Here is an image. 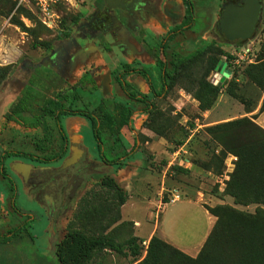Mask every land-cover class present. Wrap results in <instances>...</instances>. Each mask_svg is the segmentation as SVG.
I'll return each instance as SVG.
<instances>
[{
	"label": "rangeland",
	"instance_id": "374dc122",
	"mask_svg": "<svg viewBox=\"0 0 264 264\" xmlns=\"http://www.w3.org/2000/svg\"><path fill=\"white\" fill-rule=\"evenodd\" d=\"M46 1L47 4L42 5L38 0H0V161L7 152L39 156L58 152L62 140L53 115L61 107L89 109L96 105L71 86L81 74L88 73L95 62L87 60L72 72L64 67L53 75L49 74L48 64L44 61L57 52L64 35L74 32L78 21L93 14L98 0ZM193 3L196 14L194 30L201 26L205 7L212 4L214 19L204 18L201 33L208 43L217 38L220 44L206 56L191 61L164 96L152 95L148 116L147 113L135 114L140 111L139 106L145 109V105L133 108L131 101L122 98L114 80L125 69L123 66L109 59L108 79L105 81L103 73L98 78L100 85L104 82L106 95L113 94L129 107V110L119 107L110 116L106 114L105 107L95 113L100 122L103 152L109 161L116 160L117 164H106L100 159L92 125L87 119L74 123L72 129L76 124L79 131V136L74 139L76 149L84 153L79 163L62 176V185L74 175L82 182L78 181L76 195L65 206L60 198L55 199L49 194L45 196L43 206L32 196L43 186L31 192L26 182L30 175L37 177L42 174L46 177L59 168L68 156L51 164L33 162L22 156L5 160L8 175L15 183L16 199L14 201L12 183L3 177L0 169V242L6 239L0 244V264H57L55 243L68 228L88 235L109 234L121 241L132 235L146 240L149 233L158 228V237L193 244L205 230L204 210L184 198L198 201L208 208L219 218L218 225L198 261L170 259L167 264H264V179L255 177L235 154L236 147L252 133L254 136L250 139L255 144L246 148L245 152L249 153L248 157L259 160L256 152L261 147L264 149V133L260 131L264 129L247 116V107L239 99L231 97L227 88L230 82L235 83L237 94L251 102L252 109L256 102L260 103L264 92L262 94L249 77L247 62L235 70V76L232 73L226 79L218 94H210L203 85L212 57L231 61L228 59L230 54L238 53L242 46H250L256 53L255 65L263 61L264 7L257 30L249 41L225 45L216 28L223 0H193ZM262 3L264 6V0ZM211 27H215L214 37L206 31ZM151 32L159 34L155 29ZM196 34L186 32L184 35L191 47L197 45ZM181 40L183 37L167 47L169 62L165 63L170 73H174L175 64L180 59L192 54L189 52L193 50L186 53L185 44L180 46ZM113 53L118 55L119 63L134 67L138 64L154 80L153 64L146 54L131 57L126 53L120 56L117 50ZM142 78L137 76L136 81H132V76H129L126 79L133 85L136 82L142 84ZM215 80V72L210 73L207 81ZM31 81L42 90L32 107L35 113L44 114L45 130L29 128L10 120L13 107L23 97V89ZM10 82H15L17 86L10 87V94H7ZM167 83L170 84V80ZM156 87L160 90L158 81ZM129 111L128 126H122ZM73 117L79 116L61 117L63 128H67L69 118ZM242 117H247L260 130L251 125L230 130L212 129ZM47 132L52 134L53 142L43 151L42 142ZM82 139L85 148L78 146ZM228 148L232 150L228 151ZM18 163L29 165L30 171L21 165H17L19 170L13 169V165ZM240 164L239 177L232 182L231 178L238 173ZM22 171L25 176L28 174L24 180L21 179ZM102 174L113 176L124 185L128 197L123 207L118 206L114 191L99 185L98 177ZM175 196L182 199L170 203ZM14 202L22 212L34 215L35 221L29 225L31 234L7 240L11 231L19 226L16 222L24 221L14 212ZM256 213L258 215L254 217ZM109 260L110 257L107 262ZM96 263L98 257L91 264Z\"/></svg>",
	"mask_w": 264,
	"mask_h": 264
},
{
	"label": "flooded vegetation",
	"instance_id": "af4514ba",
	"mask_svg": "<svg viewBox=\"0 0 264 264\" xmlns=\"http://www.w3.org/2000/svg\"><path fill=\"white\" fill-rule=\"evenodd\" d=\"M240 2L241 0H223V3L221 5V13H220V17L217 22L216 28L218 30L219 35L224 39L225 45L233 44V43L228 42L225 35L222 34L218 28L221 14L224 11V6L228 4H239ZM261 3H262V0H261ZM170 6H172V8H170ZM263 7L264 6L262 3V12H263ZM93 8H94L93 14H91L85 20L78 21L74 32L64 35L63 39L60 41V48L57 50V52L51 57H48L47 59H45L44 61L46 64H48L49 74H53V75H55V73L58 72L59 70H62L64 67L69 68L68 69L69 72L70 71L72 72L75 68H77V65H82L87 60H90V62H93V63L95 62L94 65H92V68L88 71V73L87 71H85L84 74H81V76H79V78H77L75 82L71 84V86H72V89H74L76 92L80 90L82 95L85 94L86 96H88L89 100H93V102H96V105H94L93 107L89 109L61 107L57 111L56 114H60L62 111L68 112L62 115L61 117L79 116V117L69 118L67 122V128L66 127L63 128V125L61 123V117H60L59 124L61 125V132H60V128L57 125V122L55 119L56 114L53 115L56 126L59 129L61 140H62L61 147L62 145L66 147V153L62 158L56 161L47 163V164L57 162L66 156H68L67 158H69L74 155L77 157V162L71 167H69L68 169L62 172H58L57 169H59L61 167L60 166L54 171L49 172V174L46 177L43 176L42 174H40L37 177H34V175L33 176L30 175L26 183L29 186L28 189L31 190V192H33L34 190H38L40 187L43 186L35 194V196L32 195L33 197H36L41 202V204H43V206L45 205L44 200L47 194L51 195L52 197L54 195L55 199L60 198L61 204L65 206L67 203L71 202L72 198L76 195V190L78 191L79 189L76 186V184H78L79 182H82V179H79L74 175L70 177L64 185H62L63 184L62 176L67 174V172L72 167L76 166L79 163L81 156L84 153V151L78 148L76 149V144H75L74 139L76 136H79L78 134L79 131L77 130L76 124L73 129H72V125L76 122L82 123L87 119L92 125L93 137L97 145V148L99 145L97 139L94 136L93 122L89 117L85 115H80V114L79 115H67V114H72L71 112L73 111L89 112L94 118L97 119L99 123V130H100V122L95 113L101 107H105L106 114L109 113L110 115L117 111L114 109V107H117L116 109H118L119 107H121L119 103L123 104V100L120 99L121 100L120 101L113 94L106 95L104 93V88H103L104 82H102V85H100L98 81V78L102 76L101 73H103L105 81L108 79L107 60L109 59L113 60V62H116L117 65H121L125 68L123 72L118 73L116 79L114 80V82L118 86L119 91L123 95L122 98L131 101L132 102L131 106H133V108L137 107V105H145V109L144 107H140V106L138 108H140V111L142 110L141 113H147V116H148L149 109L151 107L147 109V106L145 103L130 98L129 93H134L137 96L145 95L148 97L150 102H151L152 95H155L156 97H161V96H157L156 92L160 93L162 91V88L164 87L165 84H167V80H168V78H166L164 82L162 78L166 72L170 73L165 63V62H169V59L166 58L168 55L167 47L169 45L173 46L174 44H176V40L179 39V37H183V40H181L179 44L180 46L185 44L184 50H186V53H188L190 50H192V48L189 47V50H188V48L186 47L189 41L187 40V38L184 37L185 33L186 32L197 33L198 31L201 32L202 27H204V23H203L204 18H206L207 20L209 18L214 19L213 16L215 14L214 13L215 9L213 8L212 4L210 7H205L206 10L203 13V18L201 20V26L198 30H194L195 23H196V14H195L193 0H179V1L178 0H98L97 5L94 6ZM191 10H192V15H193V23L189 24L188 21L190 18ZM261 16H262V13H261ZM166 20H169V21L166 22ZM259 23L260 21L258 22L256 26V30H257ZM153 29L158 30L159 34L157 35L152 34L151 31ZM256 30L254 31V33L256 32ZM206 31L208 35H212V37L215 36V27L214 28L211 27L210 30L208 29ZM171 37L173 38L170 39ZM214 41H217L219 43L217 38H214L212 43ZM236 42H245V41L238 40ZM206 44H210V43H208L207 39L205 38L204 44L200 46H205ZM200 46H198L197 49L200 48ZM126 48H128L127 53L125 51ZM116 50L120 54V56L126 53L129 56L133 57L132 56L133 50L136 51L134 56L136 54L139 55L140 53L146 54L151 59V63L153 64L154 80H152V77L149 75L147 70H145L144 68H141L140 66H138V64L136 67H134L131 64L130 65L125 64L123 62L119 63L118 58H117L118 55L113 53ZM194 52L195 51L193 49V51L189 53L193 54ZM95 54H101L102 58L101 59L98 58L95 60L93 58L92 60V57ZM68 55L70 56L68 57L66 61L65 59ZM129 76H132V81H136L137 76H142L143 78L140 80L142 81V84H138V82H136V84L134 83L132 85L126 79ZM81 79H85V81H87L88 89H84L82 87H75V84ZM110 79L112 80V78ZM155 79H157V81L159 82L160 90H158L156 87L157 81ZM34 81H31L27 86L33 83L36 87L37 85L36 83H34ZM121 81L127 84L128 92H126L124 88L122 87ZM41 87H44V86H41ZM25 88L23 89V93H24ZM37 90L42 92L41 88ZM107 99L116 102V105L106 104L105 100ZM36 100H34L33 102H35ZM64 101L67 102V100H64ZM33 102H32V105H33ZM123 105L126 106L125 104ZM121 108H124V107H121ZM32 110H33V107H32ZM141 113H137V114H141ZM124 126H128V124ZM82 141L83 139L80 140V142L78 143L79 147H84L82 144ZM52 142H53V137H52ZM102 143H103V150H104V142L102 141ZM98 152H99V148H98ZM49 155H53V154H49ZM15 158H18V157H15ZM23 158L27 160H31L33 162H38L30 158H26V157H23ZM66 159H64V161ZM100 159L103 162H105V160L102 158V155ZM107 161L110 162L108 159ZM108 162H105V163L107 164ZM115 162L117 161L115 160ZM41 164H44V163H41ZM102 175H107V174H102ZM27 176L28 174L25 176V174L23 173V177L21 179L24 180L26 179ZM52 180H57V182L53 183ZM13 184L15 186L14 182ZM50 186H54V188L51 189ZM41 191L43 192L40 193ZM12 193H13V198L15 201L16 199L15 191ZM13 206H14V212L18 214L20 218L21 217L24 218V221L22 223H20L19 221L16 222L17 226L18 225L19 226L16 227L13 231H11L10 233L11 236L7 237V240H11L13 237H23V234H31L29 230L30 228L29 225L30 223H33L35 221L34 215L22 212V210H20L16 206L15 202L13 203ZM27 217H29V219H27ZM25 222H27L28 231L26 230L23 234H21L18 231V229L22 227V225ZM68 229H66L62 233L61 237L57 240V242L62 239V237L64 236V234L66 233ZM5 241L6 239L3 242H0V244H3Z\"/></svg>",
	"mask_w": 264,
	"mask_h": 264
},
{
	"label": "trees",
	"instance_id": "16d2710c",
	"mask_svg": "<svg viewBox=\"0 0 264 264\" xmlns=\"http://www.w3.org/2000/svg\"><path fill=\"white\" fill-rule=\"evenodd\" d=\"M189 24L193 23V15L192 10L190 11V18H189ZM171 37L170 39H172ZM219 45L217 41H214L213 43L206 44L202 48H199L196 50L192 55H190L187 58L180 59L175 64V71L174 73H168L166 72L163 76V80L165 82L166 78L170 80V84H165L162 88V91L160 93L156 92L157 96H163L167 93V91L175 84L176 80L179 78L183 70L189 65V63L193 60L199 59L201 57L206 56L208 53H211V49L215 46ZM228 59H234V56L232 54L229 55ZM209 69L207 72V75L204 79V88L213 95H216L220 92V90L224 87H218L214 84L212 81H207V77L210 75V73L215 72V68L220 61L217 57H212L209 59ZM263 61L255 65V63H247L249 67L248 69V75L252 79V81L259 87L260 91L264 92V59ZM228 62V67L231 69L233 75L235 70L242 68L241 66L245 63H241L238 66H233L231 61ZM235 76V75H234ZM122 87L126 92H128L127 84L123 83L121 81ZM235 83L230 82L228 84L227 93L235 98L239 99L240 102L245 105L248 109V112H252L255 110L256 106L258 105V102H256L255 107L252 109V103L243 99L237 94V87L234 85ZM75 87H82L84 89H88V84L85 79L79 80ZM41 92L36 89L35 85L31 83L29 86H27L24 90L23 97H21L18 101V103L13 107L12 109V115L10 116V120L25 125L29 128L37 129V128H43L45 130V121H44V114L43 113H35L32 110V102L38 98H40ZM130 98L135 99L137 101H141L146 104L147 109L151 107L150 101L147 96H137L134 93H129ZM262 97V95H261ZM106 104H113L116 105V102L111 101L109 99L105 100ZM121 107H124L128 109L126 106H124L122 103H119ZM119 107V106H118ZM117 107H114L115 110ZM208 109V107H206ZM250 109V110H249ZM129 110V109H128ZM68 112H61L60 114L55 115V119L57 122V125L60 128L61 132V125L60 117ZM72 114L67 115H85L89 117L93 122V131L94 136L97 139L99 145V152L102 155V158L105 160V162H108L105 155L103 154V143H102V136L101 132L99 130V123L96 118H94L91 113L89 112H83V111H73ZM150 114V111H149ZM109 115V113H108ZM110 116V115H109ZM131 116V112L129 111L125 117V121L122 124V126L127 125L129 118ZM257 124V123H256ZM248 125L255 126L259 128L257 125H255L251 120L247 119V117H242L240 119H236L234 121H230L227 123H223L220 125L214 126L212 129L214 130H230L233 128H242L247 127ZM264 133V130H260ZM254 135L251 133L250 138H252ZM63 137V135H62ZM65 138V137H64ZM250 138H244L243 144L237 146V150L235 151V154L238 156V160L240 163L246 165L249 170H251L255 177H258V179L262 178L264 179V149L261 147L256 152V156L259 158L257 160L256 158L248 157L249 153H246V148L251 147L255 144V141ZM52 142V134L47 132L45 134V139H43L42 142V150L46 151L49 144ZM241 148V150H240ZM232 150V148L227 149ZM66 153V147L62 145L59 152L53 154V155H33V154H27L22 152H7L3 155L2 160L0 161V169L2 172V175L5 179H9L10 182L13 184L12 179L8 176L6 166L4 165V162L9 157H26L30 158L34 161H38L40 163H50L53 161H56L60 158H62ZM111 165L117 164L115 161L108 162ZM241 168V164L238 168V173H234V175L231 178V181H237V178L239 177V169ZM99 185L103 188L109 189L114 191L117 197V204L121 208L123 207L127 202L128 192L125 189L124 185L120 183L115 177L108 176V175H102L98 177ZM230 181V182H231ZM264 181V180H263ZM229 182V183H230ZM230 183V185L232 184ZM229 185V184H228ZM12 192L15 191L14 184L12 185ZM234 197H238L237 194H234ZM165 203H168V201H165ZM208 209V208H207ZM209 210V209H208ZM211 214V212L209 210ZM214 215V214H213ZM257 213L254 215V217H257ZM216 216V215H214ZM29 219V217H27ZM219 218H217V223L212 230L210 236L208 237V240L204 244L203 248L201 249L200 253L193 259L192 257L181 251L180 249L176 248L172 244L166 242L162 238L158 237L157 235H153L149 242L145 245V240L141 239L137 235H132L126 240H119L115 236H111L109 234H102V235H88L85 232L69 228L62 239L58 241L55 244V256H56V262L57 264H89L95 256L100 253V251L107 250L109 252H114L119 257L126 258L129 260L131 264H167V260L172 259H182V260H190V261H198L202 254L203 250L205 249L206 245L208 244L210 238L215 233L216 226L218 225ZM28 231L27 222H25L22 227L18 229V231L23 234L25 231ZM197 258V259H196ZM39 264H43L40 262ZM172 264V263H170Z\"/></svg>",
	"mask_w": 264,
	"mask_h": 264
},
{
	"label": "water",
	"instance_id": "95a60500",
	"mask_svg": "<svg viewBox=\"0 0 264 264\" xmlns=\"http://www.w3.org/2000/svg\"><path fill=\"white\" fill-rule=\"evenodd\" d=\"M261 13V0H241L239 4H228L224 6L218 28L220 32L225 35L228 42L234 43L238 40L249 41L260 21ZM215 74L216 80L214 84L221 87L226 79L230 78L232 75V71L228 67V62L219 61L215 68ZM76 162L77 157L75 155L69 157L62 163L57 171L62 172ZM17 165H24L30 170V166L23 163L13 165V169L19 170Z\"/></svg>",
	"mask_w": 264,
	"mask_h": 264
},
{
	"label": "crops",
	"instance_id": "0c3cea01",
	"mask_svg": "<svg viewBox=\"0 0 264 264\" xmlns=\"http://www.w3.org/2000/svg\"><path fill=\"white\" fill-rule=\"evenodd\" d=\"M197 38H198V42H197L196 47H198V46L204 44V42H205V38L203 37V35H202V33H201L200 31L197 32ZM186 47H187L188 50H189V47H191V46H189V45L187 44ZM196 47H191V48H192V50H193V49L195 50ZM132 52H133L132 56H134V54L136 53V51L133 50ZM93 58H94V60H95V59H98V58L101 59L102 56H101V54H95V55L92 57V60H93ZM16 86H17V85H16L15 82H14V83H11V82H10V83L8 84V86H7L6 93H7V94H10V91H9L10 87H16ZM5 97H7V95H6ZM141 112H142V111L137 112V113H141ZM137 113H136V114H137ZM247 116L250 117V118H252V119H254L255 122H256L258 125H260V126L264 129V95H263L262 99L260 100V103H258V105L256 106L255 110L252 111V112H250L249 114H247ZM181 199H182V198L179 197L177 201H180ZM184 199H185V201H187V202H190V203H194V204L200 205V207L204 210L205 230H204L203 235L200 237L199 240H197V241H196L195 243H193V244H192V243H191V244H188V243H186V242H181V241L176 242V241H173V240H168V238L165 239V238H163V237H160V238H162V239L165 240L166 242L172 244V245L175 246L176 248L180 249L181 251H183V252L186 253L187 255H189V256L195 258V257L200 253V251H201V249L203 248L204 244H205L206 241L208 240V237L210 236L212 230L214 229V227H215V225H216V223H217V218H216V216H214L213 214H211V213L209 212V210H208L206 207H204L203 205H201L198 201H195V200L190 199V198H184ZM137 224H139V223H137ZM157 233H158V228H154V229L149 233L148 238H147L146 240L143 239V240H145L144 243L147 244V243L149 242V240L151 239V237H152L153 235H157ZM141 239H142V238H141ZM104 251L106 252L107 250H104ZM104 251H100V253H98V254L95 256V257H98V263H96V264H114V263H112V262H114V261H116L115 264H131V263L129 262L128 259H126V258H122V257H119V255H117V254L114 253V252H110V253H102V252H104ZM107 252H108V251H107ZM111 253H112V254H111ZM103 254L105 255V257H103ZM108 257H110V260L107 262ZM91 263H92V261H91L89 264H91ZM134 264H136V263H134Z\"/></svg>",
	"mask_w": 264,
	"mask_h": 264
},
{
	"label": "built area",
	"instance_id": "2783aa9c",
	"mask_svg": "<svg viewBox=\"0 0 264 264\" xmlns=\"http://www.w3.org/2000/svg\"><path fill=\"white\" fill-rule=\"evenodd\" d=\"M42 5H46V0H38ZM234 59L231 60L233 66H238L243 62L254 63L256 53L250 46H242L239 48L238 53H233ZM179 196H175L170 203L178 200Z\"/></svg>",
	"mask_w": 264,
	"mask_h": 264
},
{
	"label": "bare ground",
	"instance_id": "6f19581e",
	"mask_svg": "<svg viewBox=\"0 0 264 264\" xmlns=\"http://www.w3.org/2000/svg\"><path fill=\"white\" fill-rule=\"evenodd\" d=\"M21 167L23 168V167H26V166H24V165H21ZM28 167H26V169H27ZM25 172H26V170H25Z\"/></svg>",
	"mask_w": 264,
	"mask_h": 264
}]
</instances>
